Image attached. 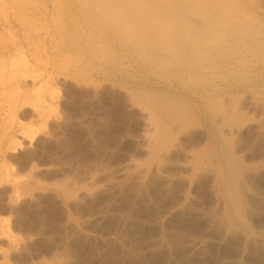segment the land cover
<instances>
[{"label": "rangeland", "instance_id": "1", "mask_svg": "<svg viewBox=\"0 0 264 264\" xmlns=\"http://www.w3.org/2000/svg\"><path fill=\"white\" fill-rule=\"evenodd\" d=\"M101 1L0 0V264H264V0Z\"/></svg>", "mask_w": 264, "mask_h": 264}, {"label": "bare ground", "instance_id": "2", "mask_svg": "<svg viewBox=\"0 0 264 264\" xmlns=\"http://www.w3.org/2000/svg\"><path fill=\"white\" fill-rule=\"evenodd\" d=\"M101 1V0H100ZM253 1V0H252ZM103 2H106V3H108L109 1H103ZM102 1H101V3H103ZM119 1H117V2H113L115 5L114 6H116V4L118 3ZM150 2V1H149ZM155 2V1H154ZM242 2H244V0H242ZM247 2V1H246ZM248 2H249V0H248ZM247 2V3H248ZM100 3V2H99ZM122 3V2H121ZM120 3V4H121ZM157 4H159L158 2H156ZM105 4V3H104ZM185 4V3H184ZM106 5V4H105ZM104 5V6H105ZM113 4H111L110 3V6H108V5H106L105 6V9H107V12H105V9H104V12L105 13H107V15H112V13L111 12H113L114 13V11H108V9L112 6ZM118 6H119V4H117ZM123 5V4H122ZM161 5V2H160V4H159V6ZM124 6V5H123ZM158 6V7H159ZM109 7V8H108ZM117 7V6H116ZM165 7V6H164ZM163 7V8H164ZM161 8H162V6H161ZM166 8H167V6H166ZM166 8H164V9H166ZM110 9H112V8H110ZM109 9V10H110ZM118 9V8H117ZM121 9V7H119V10ZM248 9V8H247ZM114 10V9H113ZM122 10V9H121ZM120 10V11H121ZM166 10H169V9H166ZM251 9H249V11H250ZM127 11L128 10H124V12L125 13H127ZM108 12H109V14H108ZM129 12V11H128ZM116 13H118V12H116ZM134 13V12H133ZM252 13V12H251ZM121 14H122V12H121ZM115 15V14H114ZM143 16V15H142ZM118 17H119V15H118ZM119 18H121V17H119ZM119 18H118V20H119ZM115 19H117V18H115ZM124 19H125V21H126V23H127V27L129 28V30L131 31V32H133V33H131L132 35H138L139 37H140V39H141V41L142 42H144V43H146V44H148L149 43V33L146 31V27H145V24H139V22H138V17L137 16H133V15H125V17H124ZM111 22H112V20H111ZM115 22V21H114ZM119 22H120V20H119ZM119 22H118V24H119ZM174 22V21H173ZM200 22V21H199ZM121 24H123V21H121L120 22V24L119 25H121ZM123 26H124V24H123ZM126 26H124V28H126ZM208 27V26H207ZM256 27V26H255ZM115 28H117V27H115ZM127 28V29H128ZM117 29H119V28H117ZM240 29V28H239ZM126 31V30H125ZM123 32H124V30H123ZM124 33H126V32H124ZM135 33V34H134ZM254 33V32H253ZM122 35V34H121ZM124 35V34H123ZM129 35V34H128ZM255 35V34H254ZM135 37V36H134ZM138 37V38H139ZM135 40H137L136 38H134ZM133 39V40H134ZM139 40V39H138ZM140 41V40H139ZM139 41H137V42H139ZM157 43V42H156ZM140 44H142V43H140ZM237 44V43H236ZM245 44V43H244ZM144 45V44H143ZM234 45V44H233ZM142 46V45H141ZM173 50V49H172ZM164 52V51H163ZM181 52V51H180ZM147 53V52H146ZM196 53V52H195ZM188 54V53H187ZM200 54V53H199ZM226 56V55H225ZM198 57V56H197ZM163 58V57H162ZM183 58V57H182ZM205 58V57H204ZM153 59H154V57H153ZM179 59V58H178ZM160 60H161V58H160ZM196 60V59H195ZM156 61H158V60H156ZM186 62H188V61H186ZM191 63V62H190ZM199 63V62H198ZM193 64V63H192ZM174 65V64H173ZM4 65H3V63H1L0 64V101H1V99H2V93H3V85H4V83H5V78H6V72H5V68L3 67ZM171 66V65H170ZM189 67H190V65H188ZM173 68V67H172ZM190 69V68H189ZM198 69V68H197ZM205 70V69H204ZM194 71V70H193ZM196 77V76H195ZM190 79V78H189ZM10 80V79H9ZM191 81H193V79L191 80ZM185 82V81H184ZM36 95V94H35ZM155 99V98H154ZM156 100V103H157V99H155ZM158 102L160 103V104H153V105H156V107H159V105H161V101L160 100H158ZM154 103V102H153ZM152 105V106H153ZM4 106H2L1 108H3ZM160 107H162V106H160ZM159 107V108H160ZM164 107H165V105H164ZM163 107V108H164ZM158 108V109H159ZM166 108V107H165ZM168 109V108H167ZM170 110V109H169ZM224 110V109H223ZM3 111H4V117H3V119H2V121H4V122H7L8 121V118L9 117H11V116H13V106H10L7 110L6 109H3ZM151 111V110H150ZM149 112V111H148ZM169 112V111H168ZM234 113V112H233ZM232 113V114H233ZM153 114V113H152ZM174 114H176V113H174ZM151 115V114H150ZM166 115H168L167 114V111H166ZM177 115V114H176ZM170 116V115H169ZM174 116V115H173ZM173 116H171V118L173 117ZM179 117V116H178ZM12 118V117H11ZM150 118H151V116H150ZM152 118H154V116L152 115ZM152 118H151V121H152ZM165 119H166V116L164 117ZM168 118V117H167ZM234 118H235V116H234ZM173 119H174V117H173ZM167 120V119H166ZM176 120V119H175ZM174 120V121H175ZM14 122V121H13ZM12 122V123H13ZM176 123L178 122V120H176L175 121ZM162 123V122H161ZM170 123V122H169ZM179 123V122H178ZM182 124V123H181ZM164 125V124H163ZM170 125H171V123H170ZM225 125V124H224ZM223 125V126H224ZM150 126H151V128H152V130L150 131L151 132V135H152V137H153V139L156 141V143H157V147H162V146H164L165 145V143H166V140L168 139V138H171V136L169 135V133H168V130H167V127L168 126H166V128H164V127H162V126H160L159 125V123L157 122V120H155V118H154V120H153V122L150 124ZM228 126V125H227ZM12 127V126H11ZM11 127H8L7 125H3V127L2 128H0V188H2L3 186H6L7 184H9L11 181H12V179H13V174L10 172V170L4 165V164H2V162L4 161V159H3V156H4V149L6 148V147H12L13 146V144L15 143V139H14V137L12 136V131L10 130V128ZM171 127H172V125H171ZM174 130V129H173ZM175 134V133H174ZM173 134V135H174ZM169 136V137H168ZM150 140V139H149ZM170 140V139H169ZM167 143H168V141H167ZM169 144V143H168ZM152 145L154 146V144L152 143ZM151 145V146H152ZM151 147V148H154V147ZM15 150V149H14ZM14 150H13V152H14ZM17 150V149H16ZM152 150V149H151ZM14 153H16V152H14ZM8 157V156H7ZM233 158V157H232ZM228 164H229V167H228V173H227V176H226V183H227V187H226V189H225V194L227 195V197H228V199H229V204H230V206H231V208H233V210H234V212H235V217H237V219L239 220V221H241L242 223H245V214H244V210H243V208L241 207L242 205L240 204V193H242L241 191H243V190H241V185L239 186V180L241 179V174H239L240 172H239V166H238V164H240V163H236V162H234V160L233 159H229V162H228ZM240 177V178H239ZM15 179V178H14ZM18 179V178H17ZM16 179V180H17ZM225 179V178H224ZM223 180V179H222ZM241 181H242V179H241ZM12 183V182H11ZM10 183V184H11ZM18 183V185H19V182H17ZM9 184V185H10ZM15 184V183H14ZM12 186V185H11ZM240 187V189H239V187ZM17 188V187H16ZM4 189V188H3ZM13 190V189H12ZM18 190V189H17ZM16 191V190H15ZM9 192V191H8ZM14 192V191H13ZM17 194V193H16ZM21 194V193H20ZM19 194V195H20ZM16 195H14V193H13V196H12V198L15 200L16 198H14ZM21 196V195H20ZM10 200H11V197H10ZM17 202V201H16ZM242 203V202H241ZM12 204H14L13 202H12ZM1 230H3V228H2V222L0 221V232H1ZM3 232V231H2ZM11 239V238H10Z\"/></svg>", "mask_w": 264, "mask_h": 264}, {"label": "trees", "instance_id": "3", "mask_svg": "<svg viewBox=\"0 0 264 264\" xmlns=\"http://www.w3.org/2000/svg\"><path fill=\"white\" fill-rule=\"evenodd\" d=\"M100 143H101L102 151H104V149L108 146V139H103V140L100 141ZM83 148L86 150V146L83 147Z\"/></svg>", "mask_w": 264, "mask_h": 264}]
</instances>
